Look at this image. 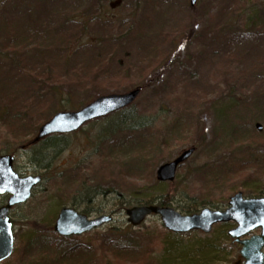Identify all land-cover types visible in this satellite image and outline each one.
I'll return each instance as SVG.
<instances>
[{
    "label": "rangeland",
    "instance_id": "374dc122",
    "mask_svg": "<svg viewBox=\"0 0 264 264\" xmlns=\"http://www.w3.org/2000/svg\"><path fill=\"white\" fill-rule=\"evenodd\" d=\"M115 1L56 0V3H53L51 7L49 6L51 16L44 17L40 23L50 24L52 28V24H56L57 20L60 21L59 15L55 16L57 12L72 11L78 7H88L89 4L92 6L98 4L99 12L97 16L94 12L88 14V11H83L80 14L83 21L90 19L95 21L89 26L83 42L90 39L91 36L94 37L95 33L100 31L96 27L98 24L96 17L104 24L106 28L105 35L110 38L114 36L120 38L123 32L132 26L129 31L136 35L132 41H126L125 44L117 46L116 49L114 48L119 53L116 58L128 56L131 62L135 61L138 56L145 58V54L153 52V46L159 41L158 38L162 34L166 35L172 30L176 33L182 30L178 27L185 25L186 31L177 37L179 42L186 40L179 49V51L181 50L180 57H178L179 51L172 52L175 61H169L166 68L163 67L165 64L159 68L161 74L158 82L155 85L147 86L146 89L143 88L134 106L141 114V120L144 124L151 128L153 137H158L159 140L162 139L160 143L165 140V136L169 139L168 144L161 148L162 153L155 154L152 158L154 163L158 165L155 168L153 167V171L161 164L171 162L183 150L190 147V144L196 150L190 159L178 169L173 183L174 186L171 188L167 183L157 182L155 175L151 183L144 186L142 183L145 182L142 179L136 180L137 177L132 175L133 173L129 177H119L120 175L117 176L113 172L115 164L108 162L109 158L125 164L126 166H123V168L129 172L128 168H130L129 165L132 161L128 157L138 155L128 153L126 156L123 153L119 154L118 150L126 148L127 142L120 143L116 148H111L110 141L103 137L102 128L114 122L115 118L113 116L84 126L79 132L62 139V143L55 147L47 149L46 143L38 146L37 150H44L43 153L45 154V157L39 162L37 161L40 167L34 165L35 161L31 154L18 151V147L13 144H4L5 138H0L3 151L1 154L8 152L15 156L14 166L19 175L43 176V181L34 190L31 200L12 211L14 224L17 227L15 231L18 235H14L15 250L13 257L3 264L20 263V254L24 249L26 239L31 233L32 237L41 235L38 234L40 233L39 229L34 228L35 225L40 227L45 225L46 227L43 228L46 231L45 233L52 239H56L52 228L58 212L65 207H71L91 218H97L101 215L114 217L109 225L101 227L98 231L74 238L77 242L85 244L90 242L93 244L100 235L109 232L111 229L126 230L131 228L134 233L142 237V241L147 245L149 244L152 255L161 258L162 262H165L166 259L169 260V257H166L167 255L173 257L177 255L180 258V263L184 260H196V264L209 262L211 264H234L235 261L239 260L240 246L233 244L228 237H225L226 232L235 227L234 224L218 225L208 235L201 232L173 235L163 228L160 218L155 215L149 217L141 227L134 228L128 225L124 213L130 207L141 206L137 203L145 197L151 201L153 199V203L158 202L156 199L165 195L170 188L174 193L171 206L179 213H181L180 208L185 206L197 207V212L207 207L212 210L223 211L228 206L229 197L239 192H242L247 199L264 197V143L259 144L261 148L257 150H248L247 159L250 160V168L247 170L249 176L247 183L242 182L243 179L237 172L230 174L221 170L215 176H207L205 180L203 174L207 168H216V166L226 163L236 167L247 152V149H237L233 152L209 154L208 143L214 137L215 128L219 127L217 125L219 122L213 118L211 113L217 110L218 107L228 109V117L236 115L234 123L241 124L239 120L241 118L244 123H252L253 125L259 123L264 129V121L256 122L255 120L256 112L252 107L253 99L248 93L256 90L257 82L259 83L260 80L259 72L255 69L256 66L253 65L264 55V40L257 43L256 40H251L250 36H244V32H247L244 24L251 17L252 7L256 4L263 5L264 0H197V7L194 10L188 6L189 0H122L120 7L115 6V9H112L110 5ZM185 1L187 6L184 4ZM40 5L39 3L36 4L37 8ZM227 6L231 7L233 12L229 16H223L222 10ZM41 11L46 14L45 9H41ZM224 12H228V9L225 8ZM53 13H56L55 17ZM231 14L234 16H231ZM192 17L193 31L191 32L188 23ZM3 18L7 19V22L11 23L16 33L21 36L26 35L23 34L26 28L34 25L32 24L34 15L28 18L22 16L17 8H13L3 15ZM225 22L228 24L224 25ZM262 22L264 24V21ZM258 26L259 28L256 29H263L264 34V27H262L264 25L258 24ZM138 30H142V32L139 33ZM7 35L6 31H0V41L7 38ZM81 42H71V50L78 47ZM161 43H163V40ZM163 50L165 51V49ZM111 54L113 53L109 52V56ZM229 55L232 58L234 57L235 60L232 61ZM8 66L7 60L4 61V64H1L4 70H6L5 68L8 69ZM142 70L138 74L135 73L131 77H126L125 83H116L117 81H115L111 84L110 81H106V86L108 88H114V86L123 88L125 85L132 86L139 83L137 85L144 87L146 83H149L151 77L141 73ZM223 78L229 81L230 84L234 85V82L237 81L242 85V88L239 86L241 92L238 91L235 94L233 102L237 100V102L242 101L245 103L236 105L235 102L233 105L231 103V105L227 103L222 105L215 99L208 107L210 108L208 113H206L207 109L201 112L197 101L202 99V96L208 98L207 96L212 93V89L218 85L222 89L224 86ZM245 81L251 88L245 86ZM15 84L14 81H7L8 87H13ZM235 86L239 89L238 85L235 84ZM156 89L158 90L154 91ZM157 92H160V95L157 96ZM72 93L71 99L62 102L59 111H77L97 97H95L94 91L83 87L78 88L76 92L72 90ZM177 107H181L185 111L181 110L180 112ZM192 111L201 112V117L195 119ZM55 113L57 112L52 111L49 116ZM181 118L184 119L186 126L193 127L197 133H201V130L204 129L205 142L203 145L196 132L193 136H188L189 138L183 137L184 132L181 129L183 124L182 126L179 125ZM175 124L182 132V135L180 134L178 137L179 141L177 138L171 140L169 137L171 131L175 130L173 127ZM171 136L173 135L171 134ZM186 142H188V145H185ZM142 148H145L143 143L137 149V152ZM110 149H114L112 155H110ZM44 165L49 166L47 170L43 168ZM104 166H107V169L104 170ZM93 170L102 172L105 176L103 181L109 179L110 184L121 185L122 187H127L128 184V186L133 187V192L136 194L126 191L127 189H118L117 186L113 185L96 187L97 184L92 181L91 171ZM236 170L238 171V166ZM121 172L125 173L124 171ZM67 179L71 181L63 187L61 184L67 182ZM75 183L76 187L74 188ZM132 185L139 186V188ZM70 186L74 189L71 190ZM68 187L70 189H67ZM250 191L262 192L263 194L259 197L255 193L251 194ZM210 192H214V194H209ZM206 195L213 199L211 201L213 205H209V197ZM259 233L255 231L252 234L258 235ZM208 245L217 254H209L208 256L205 253ZM111 264L113 263L111 262Z\"/></svg>",
    "mask_w": 264,
    "mask_h": 264
},
{
    "label": "trees",
    "instance_id": "16d2710c",
    "mask_svg": "<svg viewBox=\"0 0 264 264\" xmlns=\"http://www.w3.org/2000/svg\"><path fill=\"white\" fill-rule=\"evenodd\" d=\"M38 3L39 5L42 3L39 8L36 6ZM53 3H56V0H4L0 5V31H6L8 33V37L0 41V138H5L4 144H13L18 147V151L25 148V153L31 154L35 161L34 165L39 167V160L45 157L43 153L44 150L38 151V146L31 144V141L37 136L40 126L50 119L52 115H49L52 111L61 112L59 111L61 110L59 107H61L62 102L71 99L73 96L72 90L76 92L78 88L83 87L94 91L95 97H99L108 94L125 93L127 90H134L136 88H141V90H143V88L146 89L147 86L155 85V83L158 82L161 74L159 73V68L164 64L163 67L166 68L169 61H175L174 53L172 52H178L182 47L181 44L186 42V40L179 42L177 39V37L182 35V33L186 31L185 29H187L185 25H182L178 27L182 28L181 31L175 33L172 30L166 35L162 34L158 38L159 41L153 46V52L145 54V58L138 56L133 62L129 60L130 58H128V56L116 58L119 55L115 50L116 47L125 44L126 41H132L136 36L133 32L129 31L132 29V26L123 32L120 38H116L115 36L110 38L105 35L104 31L106 28L104 24L96 17L98 21L96 27L99 28L100 31L95 33L94 37L91 36L90 39L83 42L84 36L88 33L89 26L95 21L93 19L83 21L80 14L83 11H88V14L89 12H94L97 16L99 12L98 4H94L93 6L89 4L88 7H78L72 11L57 12V14L53 13V16L55 14L56 17L59 15L60 21L57 20L56 24H52L51 28L50 24H42L40 21L46 16H51L50 7ZM184 4L187 6L186 1ZM13 8L19 9L20 14L27 18L34 15V20L32 21L34 27L29 26L26 28L23 32L24 35L26 34L25 36L16 33L11 23L3 18V15L10 12ZM225 8L228 9V12H224ZM41 9H45L46 14L43 13ZM231 12H233L232 8L228 6L224 7L222 10L223 16H229ZM231 16L234 15L231 14ZM262 21H264V4H256L252 7L251 17L248 18V22L244 24L247 31L244 32V36H250L251 40H256L257 43L264 40L263 29H256L259 28L258 24L264 25ZM188 24L192 32L193 17L189 20ZM227 24V22L224 23V25ZM138 32L141 33L142 30H138ZM162 40L163 43H161ZM74 41L77 43L80 41L82 42L74 50H71V42ZM163 49H165V51ZM180 51L178 52V57H180ZM109 52L113 54L109 56ZM234 56L236 59L235 54ZM235 59L233 57L232 61ZM5 60H7V64L9 65L8 69L5 68L6 70L3 69L4 67H1V64H4ZM253 66H256L255 69L259 72L258 75L260 80L259 83L257 82L258 86L256 90L253 92L248 90V93L253 99L252 107L256 112L255 120L256 122H262L264 121V55H262L259 61ZM140 70H142L141 73L145 76L151 77L149 83H146L144 87L137 85L139 83L133 84L132 86L125 85L123 88L116 86H114V88H108L106 86V81H110L111 84L115 81H117L116 83H125L128 77H131L133 74L135 75V73L138 74ZM232 80H234V78H232ZM7 81H14L16 84L13 85V87H8ZM222 81L224 82L222 89L218 85L216 88L214 87L212 89V93L207 96L208 98L202 96L203 98L197 101L201 112L207 109L206 113H208L210 110L208 107L215 99L222 105L224 103H231L233 105L235 102L236 105L238 103H245L242 101L237 102V100L233 102L235 94L238 91L241 92L240 87L242 88V85L235 81L234 83L238 85V87L240 86L239 89H237L235 84H230L229 81H226L224 78ZM98 82L101 83L99 84ZM244 84L247 88H251L250 85H247L246 81ZM157 90L158 89L154 91ZM156 95H160V92H157ZM177 108L180 109V112L181 110L185 111L181 107ZM198 111H192L194 112L193 115L195 119L201 117V112ZM37 112L38 114H36ZM211 114L213 118L219 122L217 124L219 127L215 128L214 137L208 143L209 154L215 155L216 153H225L226 151L233 152L237 151V149H247V152L246 155L242 157V160L237 163L238 171L236 170L237 166L233 167L230 163L216 166V168H207L203 173L204 180L207 176H215L223 170L230 174L237 172L239 176L241 175L243 179L242 182L247 183L249 180L247 170L250 168V160L249 158L247 159L248 150H257L261 148L259 144L264 143V129L257 131L256 126L259 123L256 125L244 123L241 118H239L241 124L237 122L234 123L237 116L228 117V109H222V107H218V109ZM113 117L115 118L114 122L102 128L103 137L110 141L111 148H116L120 143L127 142L126 148L118 150L119 154L123 153V155L126 156L128 153L138 154L128 157L129 160L132 161L129 165L128 160V165L130 167L128 171L130 173L124 170L123 166H126L125 164L122 162L118 163L116 159L109 158L108 162L115 164L113 172L117 176L120 175L119 177H129V175L133 173L132 175L137 177L136 180L139 181L142 179L143 182H145L142 183L144 186L150 184L155 175L153 167L155 168L158 166L154 163L152 158L155 154L162 153L161 148L168 144L169 139L165 136V140L160 143L162 139L159 140L158 137H153L151 135V128L147 127L141 120V114L134 105L117 113ZM179 122H181L179 125L182 126L183 124V128H181L184 132L183 137L189 138L188 136H193L196 132L194 128L186 126L183 118H181ZM173 127L175 130H172L169 135L171 140H175L174 138L178 139L180 134L182 135V132H180L176 124ZM171 134L173 136H171ZM197 136L198 139L202 141L203 145L205 142L204 129L201 130V133H197ZM62 139H65V137H51L42 141L41 144L46 143V148L48 149L62 143ZM142 143L145 148L137 152V149L142 146ZM1 144L0 142V154L3 152ZM185 145H188V142H186ZM193 147L194 146L190 144L188 148ZM113 152L114 149H110V155H112ZM4 154L9 155L8 152ZM48 167V165H44L43 168L47 170ZM103 169H107V166H104ZM118 169L119 171L117 172ZM91 173L93 176L92 181L97 184L96 187L100 185L107 187L110 185L117 186L116 184H110L109 179L108 181H103L105 176L102 172L93 170ZM79 177L81 178V176ZM66 181L67 182H64V184H61L63 187L67 186V184H69L68 182L71 180L67 179ZM74 185L75 188L76 183ZM132 186L135 187L136 185ZM173 186V184L169 185L171 188H173ZM70 187L67 189H70ZM136 187L139 188V186ZM74 188L71 187V190ZM116 188L121 190L127 189L126 191L135 193L133 192V187L128 186V184L127 187H122L120 185ZM171 188L161 198L156 199V201L158 200L156 203H158L159 206L170 207L172 205L174 193ZM250 193H255V195L259 197L263 194L262 192L256 191H250ZM209 194H214V192H210ZM206 196L209 197V205H213L211 202L213 199L209 195ZM152 203L153 199L151 201L145 197L139 200L137 205H152ZM180 211L183 214L192 215L197 212V207L192 208L190 206H185L183 208L181 207ZM44 227L46 226H34V228L39 229L38 231L40 233L38 234L41 235L38 237H32V233L29 235L26 239L24 249L21 251L19 264H111V262L113 264L197 263L196 260H184L180 263V258L177 255L174 257L165 255L167 258L169 257V260L166 259L165 262H162L161 258H156L152 255L149 244L147 245L142 241V237L134 233L131 228L126 230L111 229L109 232L100 235L97 240L94 241L93 245L90 242L88 244L77 242V240L72 238L61 239L56 237V239H52V237L45 233L46 231L43 230ZM225 237H227V235H225ZM205 253L208 256L209 254H217L209 245L206 247ZM206 264L211 263L209 262ZM234 264H238V262L235 261Z\"/></svg>",
    "mask_w": 264,
    "mask_h": 264
},
{
    "label": "water",
    "instance_id": "95a60500",
    "mask_svg": "<svg viewBox=\"0 0 264 264\" xmlns=\"http://www.w3.org/2000/svg\"><path fill=\"white\" fill-rule=\"evenodd\" d=\"M2 0H0L1 2ZM196 0H191L194 6ZM140 90L126 93V95L104 96L95 100L92 104L78 112L61 113L50 119V122L40 127L38 137L32 141L37 143L51 134H69L80 129L85 123L94 119L104 118L132 104L138 97ZM257 129L261 130L258 125ZM194 149L184 151L171 163L163 164L157 170L159 182H173L176 169L192 156ZM13 157L0 156V195L11 194L6 206L0 207V262L12 254L13 242L11 222L8 214L11 207L22 205L30 199L32 190L40 184V177H19L13 168ZM229 207L224 212L202 210L196 215H181L175 209L169 207L141 206L126 211L128 223L139 227L150 215H158L163 227L172 233L186 234L200 230L208 234L212 227L218 223L234 222L237 228L229 231V236L236 243L242 245L240 251L244 258V264H264V199L244 200L239 193L230 199ZM54 230L62 237L79 236L108 224L112 217L101 216L97 219H89L77 211L65 208L60 211L56 218ZM260 229V236H252L250 240H241L251 234V231Z\"/></svg>",
    "mask_w": 264,
    "mask_h": 264
}]
</instances>
